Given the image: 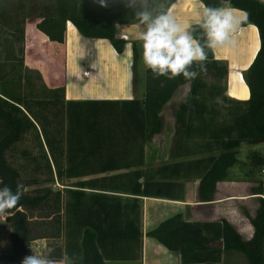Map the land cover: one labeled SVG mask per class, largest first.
Instances as JSON below:
<instances>
[{"label": "trees", "instance_id": "1", "mask_svg": "<svg viewBox=\"0 0 264 264\" xmlns=\"http://www.w3.org/2000/svg\"><path fill=\"white\" fill-rule=\"evenodd\" d=\"M175 0H169L166 8ZM209 7H220L218 0H202ZM232 7L242 9L247 13L243 24H254L259 29L261 47L250 65L244 72V78L250 88L248 100H237L227 94V85L222 93L215 95L222 103L231 109V123L213 127L209 123L201 129L206 138L207 151L216 152L189 162L166 164L160 171H173L177 168H195L201 173L199 195L203 201H211L217 189V183L229 178L228 170L238 162V148L244 142L256 144L264 142V1L262 0H229ZM30 17L40 18L37 28L51 41L64 43L67 22L71 21L83 36L91 38H107L113 46L122 52L126 40L117 37V23H138L131 9L125 6V0H106V6H101L98 0H0V26L9 27L13 34L24 35L25 20ZM195 38H200L198 25L190 30ZM7 41V38L5 39ZM10 40L8 38V42ZM6 44L4 56H0V188L10 187L16 191L18 184L23 185L24 195L17 208L10 210L7 220L11 225V251L0 256L3 264H21L26 255H31L30 243L37 238L59 237L65 219L74 220L75 228L82 230L81 246L83 254L73 261V264H106V259H133L137 254L138 243L141 246L142 231L140 229V212L121 203L120 197L104 201L103 195L93 194L91 204L86 207L84 190L67 188L73 193L71 203L63 207V193L44 186L38 193L26 190L27 184L22 181L20 170L7 158V153L22 139L27 131L34 129L38 137L44 136L50 149L57 176L63 177V155L60 144L64 139V123L68 122L67 135L75 132L92 138L104 151L97 156H108L102 163L99 172L118 169L114 160L116 146L124 142L129 146L131 140L144 142L162 131L163 117L161 111L164 105L173 97L176 89L185 83H190L189 94L182 99L176 110L175 143L171 156L183 142L191 137L194 129L193 121L199 114L204 117L206 98L201 94L207 86L206 75L223 79L228 74V64L215 57L214 49H206V72H201L198 64L193 70L200 73L194 80H187L182 75L174 79L163 76L154 78L147 68V92L142 99L133 100H70L62 102L57 93L51 98H30L23 94V78L21 76L24 60V47L16 49ZM134 71L138 59V49L134 44ZM217 88V84L213 85ZM64 86L61 90L64 91ZM36 106V108H35ZM38 109V110H37ZM41 126L42 134L37 124ZM205 125V124H204ZM204 130V131H203ZM209 147V149H208ZM60 153V154H59ZM40 155L47 160V167L52 173L49 155L41 142ZM250 163L264 169V152L250 153ZM53 179V178H52ZM86 185V182H81ZM264 194V187L255 188ZM149 193V190H139ZM115 198V199H114ZM104 199V200H103ZM117 199V200H116ZM123 204V205H122ZM72 207L74 214L70 215ZM43 211L42 218H52L55 229H46L37 233L34 228L35 211ZM66 210V218L63 215ZM255 233L251 240H245L237 229L226 219L216 222H190L178 213L161 222L156 228L147 232L168 249L179 251L183 264H224L223 254L237 251L244 254L248 264H264V198H260V206L255 217H250ZM73 223V224H74ZM75 231V230H74ZM77 232V234H78ZM222 239V247H214L212 243ZM121 241V243H120ZM124 242V244H123ZM72 243H70L71 245ZM74 246V244H73ZM66 246L65 254L76 249ZM135 250H131V247ZM139 246V247H140ZM110 248V250L108 249ZM79 253H80V248ZM120 250V256L117 252ZM138 250V249H137ZM112 255H107V253ZM131 252L135 255H130ZM59 260L63 257L57 256Z\"/></svg>", "mask_w": 264, "mask_h": 264}, {"label": "crops", "instance_id": "2", "mask_svg": "<svg viewBox=\"0 0 264 264\" xmlns=\"http://www.w3.org/2000/svg\"><path fill=\"white\" fill-rule=\"evenodd\" d=\"M204 6L206 4L202 0H175L168 6V9H171L172 15L177 23L190 30V27L197 24L196 22L201 18ZM233 8L240 13H246L242 9ZM70 24L75 29L71 44L69 42ZM142 30L143 25L138 23H117V37L126 40L122 52H118L107 38L83 36L71 21L67 22L64 43L51 41L48 36L39 30L44 35L42 39L45 40L48 46L52 45L61 49L59 50V54L65 75L62 86L65 89L64 91L60 90V92H56L59 96L58 98L66 103L70 100H133L144 98L147 92V68L142 59V41L137 39L138 33ZM254 31L259 40V47L253 59L247 65L244 57H242L244 44L241 42V39L244 42L252 39ZM134 44H136L139 54L135 71ZM260 47L261 40L258 27L254 24L241 23L231 34V43L214 48L215 57L219 60L226 61L228 64L226 85L229 97L237 100H248L250 98V88L243 74L254 61ZM25 56L26 58L31 57L30 53ZM33 62H36V65L41 64L36 59ZM236 72L242 74L243 80L247 85L246 96H239L232 93L231 81L233 74ZM188 84L189 82L180 85L176 89L173 97L164 105L161 111L163 121L165 118L163 129L161 132L156 133L151 140L144 141V146L145 144H151L154 140L159 139V137L163 138V143L169 142V138L167 139L165 136V131H168L169 126L175 129L176 118L175 115L167 118L166 107L171 100L174 101V98ZM236 91L238 92V90ZM186 92L187 96L190 89L186 90ZM35 123L37 124L39 132L42 134L41 126L36 121ZM64 124V139L60 144H57L59 148H62V154L59 153L60 155L97 156V153L105 150L103 144L99 145L92 138L83 136L80 133V129L68 137V122L65 121ZM36 135L38 136V134ZM41 139L48 155L51 156L44 136H41ZM253 151L263 153L264 142L256 144L244 142L240 145L237 154L238 162L229 168V178L217 183V189L211 201H203L200 198L199 184L201 173L195 168L193 170H196V172L191 177L185 175V168H177L175 172L164 171L163 180L160 182L164 187H157L156 189L147 182H143L142 178L144 176L140 175L139 172L123 169L113 170L120 173L115 175L114 178L125 176L129 179V185L121 183L106 184L104 182L103 184L82 185L83 187H87L84 191H92L98 195L104 194L105 196L120 197L122 199L121 203H126L128 207L136 208L140 212L139 224L143 235L139 251H134L137 254L136 258L106 259V264H183L179 251L170 250L155 238L147 235L148 231L156 228L161 222L178 213L183 215L184 220L190 222H216L226 219L237 229L245 240H251L255 233V227L250 217L256 216L260 206V198H264V194L255 190L258 186L264 187V172L263 167L251 165L250 153ZM115 153L117 156H144L145 148L143 147V142H137L132 139L129 146L124 142H119L116 146ZM160 153L163 154V150H160ZM241 153L247 156L246 160L242 162L245 169L238 170V174L241 175L238 176L239 178H236L233 175L234 171H237V164L241 163V158L239 157L242 156ZM199 158L201 157H196L195 159ZM182 161L178 160L177 162ZM252 175L258 176L255 177ZM146 188L149 190V193L139 191ZM104 199L108 200L105 197ZM81 241L82 239L80 240V253L79 249H76L68 255L72 261L77 260L80 257L79 254H83ZM212 246L222 247V239L220 238L214 241ZM108 249L110 250V248ZM107 255L110 256L112 253L109 252ZM130 255L135 254L131 252ZM242 256L245 258V264H248L246 256L237 251L224 253L222 260L224 264H236Z\"/></svg>", "mask_w": 264, "mask_h": 264}, {"label": "rangeland", "instance_id": "3", "mask_svg": "<svg viewBox=\"0 0 264 264\" xmlns=\"http://www.w3.org/2000/svg\"><path fill=\"white\" fill-rule=\"evenodd\" d=\"M168 1L169 0H165L166 5ZM39 21L40 18L37 17H30L25 20V32L22 36V41L20 39V34H13L10 32L11 28H5L4 25H1L0 56H4L6 44L11 45L12 43L11 41L8 42V38L13 40L14 43H12V45L16 49H20L23 45L24 60L21 71V76L23 78L22 92L30 98L42 99L48 97L51 98L56 92H60L65 75L63 73L61 57L59 54V50L61 49H58V47L52 45L48 46L45 40L42 39L44 35L37 29V23ZM6 38L7 41L5 40ZM29 53L31 57L26 58L25 55ZM35 59L40 61L41 64L36 65V62H33ZM203 79L207 84V86L202 91L203 93L201 94L206 98V106H203L205 110L204 117L200 118L199 114L195 117L193 124L198 129H194V131L191 133V137L186 139L176 151V155L171 156V150L173 149L176 139V127L174 129L169 126L168 131H165V136L167 139L169 138V142L163 143V138L161 137L154 140L151 144H145V146L143 142V147L145 148L144 156H113L114 160L119 166L118 169L135 170L139 172L140 175L144 176V178H142L143 182H147L150 184V186L153 188L155 187L156 189L157 187H164L160 183L161 180H163L164 175L162 172L160 173V168L162 166L175 163L178 160H183L182 162H189L194 160L196 157H205L213 152H216L215 146L213 147L214 149L210 150L209 152L206 150L207 141L206 138L202 136V131L200 130L204 129V127H206L209 123H211L213 127H220L231 123L232 108L230 109V107L224 105L222 102H218L217 97H215V95L223 92L224 87L226 86V77L223 79H216L213 75L209 74ZM214 84H217L216 89L213 88ZM190 86L191 84L189 83L185 89L179 92V94L174 98V101L171 100L169 102L166 107V116H168L167 118H171L176 114V110L178 109L182 99L186 97V90H189L191 88ZM36 134L37 131L34 129L27 131L22 139H20L7 153L9 162H11V164L20 170L22 175L21 179L27 184L26 190L28 192L38 193V191H40L44 186H49L54 190H61L63 193V207L65 208L66 203L68 202L69 204L71 203V200H73V193H71L67 188L85 190L87 187H83L82 185L84 184H81V182H86V184L89 185L96 183L103 184V182L106 184L121 183L129 185V179L125 176L114 178L115 175L120 174L117 173V171L110 170L112 172H99L102 163L109 159L108 156H64V175L62 178L57 176V171L54 162L52 161V157L48 156L52 166V173H50V170L47 167V160L40 155L41 142L43 143V141L42 139L40 140ZM159 149L163 150V154H159ZM241 155L242 156H239L241 158V163L237 164V171H234L233 175V177L236 178H239L238 176L241 175L238 174V170L244 168L242 162H244V160L247 158V156H244V153H241ZM194 172H196V170H193V168L184 169L185 175H189V177H191ZM105 179L107 180L105 181ZM158 183L159 185H157ZM84 192L87 193L85 197V206L88 207L93 200L91 196L97 193L92 191ZM105 198L108 200H113L112 196L106 195ZM72 211V207H70V215L74 214ZM42 214H44L43 211L39 210L35 211L34 213L35 221L33 222L36 232L42 233L46 229L49 231L52 229L54 230L55 225L51 222L52 218H42ZM63 215L66 218V210H63ZM73 223L74 220H70L68 222L65 219L62 225V234L59 237H43L31 241V253L35 252L37 254L47 255L50 258L58 261L59 258L57 256L61 254L62 257H64L66 246L69 247L73 246L74 244L73 247L76 249L80 248V240L83 229H80L78 232V229L76 230L75 228V223ZM10 232L11 225L8 222L7 217L6 219H0V256L11 251L12 246L10 241ZM70 243L72 244L70 245ZM139 244L140 243H138L136 247V250L138 249L137 251L140 249ZM132 249L135 250V247L132 246L131 250ZM67 250L74 249L68 248ZM116 253L117 256H120V250H118ZM0 264L3 263L0 262ZM236 264H245V258L242 256L241 259H238Z\"/></svg>", "mask_w": 264, "mask_h": 264}, {"label": "clouds", "instance_id": "4", "mask_svg": "<svg viewBox=\"0 0 264 264\" xmlns=\"http://www.w3.org/2000/svg\"><path fill=\"white\" fill-rule=\"evenodd\" d=\"M106 6V0H98ZM125 6L132 10L135 18L143 25L137 39L142 41V59L146 68L154 74L174 79L183 76L194 80L200 75L193 70L198 64L201 72H206V49L231 43V34L247 20L246 13H240L222 0V6H204L201 18L196 22L200 30V38L193 32L176 22L171 9L166 8L165 0H125ZM218 102H222L217 98ZM24 195L23 185L18 184L16 191L4 186L0 188V219H6L10 210L16 209ZM21 264H73L66 254L57 261L47 255L33 252L26 255Z\"/></svg>", "mask_w": 264, "mask_h": 264}, {"label": "bare ground", "instance_id": "5", "mask_svg": "<svg viewBox=\"0 0 264 264\" xmlns=\"http://www.w3.org/2000/svg\"><path fill=\"white\" fill-rule=\"evenodd\" d=\"M74 27L72 24L69 26V42L72 43L73 36H74ZM253 30V29H252ZM242 38V37H241ZM241 42L244 44L243 49L244 52H242V57H244L246 64L250 63V61L253 59L258 47H259V40L257 38V34L253 33V38L244 42L243 39H241ZM249 43V44H248ZM231 89L232 93L239 95V96H246L247 95V85L245 84L243 80V76L240 72H236L233 74L232 81H231ZM238 90V92L236 91Z\"/></svg>", "mask_w": 264, "mask_h": 264}, {"label": "built area", "instance_id": "6", "mask_svg": "<svg viewBox=\"0 0 264 264\" xmlns=\"http://www.w3.org/2000/svg\"><path fill=\"white\" fill-rule=\"evenodd\" d=\"M262 1H264V0H262ZM263 171H264V169H263ZM263 243H264V238H263Z\"/></svg>", "mask_w": 264, "mask_h": 264}, {"label": "water", "instance_id": "7", "mask_svg": "<svg viewBox=\"0 0 264 264\" xmlns=\"http://www.w3.org/2000/svg\"><path fill=\"white\" fill-rule=\"evenodd\" d=\"M218 1H221L222 2V0H218ZM228 2H229V0H228Z\"/></svg>", "mask_w": 264, "mask_h": 264}]
</instances>
